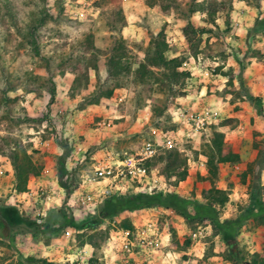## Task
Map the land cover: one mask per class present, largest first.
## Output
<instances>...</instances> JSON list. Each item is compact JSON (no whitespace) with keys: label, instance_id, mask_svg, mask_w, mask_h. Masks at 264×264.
<instances>
[{"label":"rangeland","instance_id":"obj_1","mask_svg":"<svg viewBox=\"0 0 264 264\" xmlns=\"http://www.w3.org/2000/svg\"><path fill=\"white\" fill-rule=\"evenodd\" d=\"M201 1L0 0V229L10 232L5 219L17 234L0 240V264H114L124 217L101 216L102 201L74 212L72 224L62 225L64 215L54 200L35 217L43 205L25 207L12 191L32 190L44 167L49 174L42 185L53 188L56 201L80 190V177L91 171L94 158L133 151L153 135L152 128L177 138L187 128L176 115L185 104L214 107L218 118L183 138L170 157L150 161L152 173L160 174V190L128 193H173L209 203L220 221L264 197V0H222L211 16L189 11L188 4L195 8ZM187 21L193 29L184 35ZM159 32L164 58L177 62L182 76L171 84L162 68L144 58L146 51L153 56ZM114 53L128 74L109 97L96 101L94 88L99 92V85L113 83L107 61ZM197 54L200 66L192 61ZM145 67L154 72L150 78L140 73ZM102 120L111 125H95ZM213 131L221 134L220 154L235 152L238 161L220 162ZM74 143L85 146L86 158L71 170L70 181L62 175V186L58 158ZM23 151L33 173L22 174L24 187L21 182L18 190L13 162L24 167ZM211 159L215 176L207 170L214 166ZM64 168H69L65 158ZM187 213L190 205L175 212L168 230L179 263L185 260L187 231L197 227L205 232L194 244L200 254L185 264H216L211 258L218 255L232 264H250L253 253L264 257V225L256 219H246L229 245L210 221L186 219Z\"/></svg>","mask_w":264,"mask_h":264},{"label":"built area","instance_id":"obj_2","mask_svg":"<svg viewBox=\"0 0 264 264\" xmlns=\"http://www.w3.org/2000/svg\"><path fill=\"white\" fill-rule=\"evenodd\" d=\"M82 12L78 13L81 17ZM192 61L197 65H202L203 59L197 54L192 57ZM186 63H182L184 66ZM201 97L198 95V98ZM121 98H118L120 101ZM184 105L176 113L178 117L187 123L185 131H181L178 137L174 135H165L155 128L150 130V137L143 139L142 142L131 152H124L121 156H100L94 158L91 164V171L81 175L78 183L80 190L73 192H64L60 200H55L53 188L43 186L41 182L43 177L49 174V169L44 167L40 172V181L32 190L28 189L23 192H16L13 189V195L21 198L26 206L34 207V203L43 205L34 211L35 217L43 215L47 205L52 207L53 200L62 208L66 218L71 219L74 212L84 211L89 206H95L103 199L126 194L129 191L143 189L160 190L158 180L160 174H154L149 167L150 160L166 155L172 149H178L177 145L184 138H190L206 128L210 123L216 122L218 111L214 107L204 105L197 107ZM90 113L94 112L93 108H88ZM146 112L144 118H148ZM95 125L107 128L111 125L110 121H96ZM86 158V148L81 143H74L70 148L66 162H69V168L66 169L64 178L68 177L70 181L71 170L77 165L84 162ZM1 172V170H0ZM58 188V187H57ZM16 206L18 204H15ZM52 205V206H51ZM144 209V210H143ZM141 217L138 222H131L130 226L117 228L118 243L113 254L114 264H168L166 256L169 235L168 231L171 225L170 218L175 214L171 208L149 206L142 208ZM106 220V219H105ZM66 234H68L66 232ZM189 238L188 256L197 257L200 254L197 247L194 246L196 241L205 237L204 227H197L194 230L187 231ZM84 251V249H81Z\"/></svg>","mask_w":264,"mask_h":264},{"label":"trees","instance_id":"obj_3","mask_svg":"<svg viewBox=\"0 0 264 264\" xmlns=\"http://www.w3.org/2000/svg\"><path fill=\"white\" fill-rule=\"evenodd\" d=\"M224 1L222 0H206V3H204V0L201 2H197L199 7H195L190 3L191 5L188 4L189 6V11H201L207 14L208 16L213 15L216 11H219L221 7L223 6ZM192 6V7H191ZM191 7V8H190ZM191 9V10H190ZM193 26L187 21L186 22V27L182 30L184 35H187L188 30H192ZM202 28H200L201 30ZM161 33H158V38L160 40H156V45L155 49L153 51V56L146 51L144 58L148 61H152L151 64H155L157 67L162 68L161 74L165 77V79L168 80L169 84L172 82H177V80L182 76L181 73L176 70V67L179 65L177 62L171 59H166L163 56V40L161 39ZM115 52V50H114ZM121 57L119 54H112L110 59L107 61V66H108V75L112 76V81L113 83L110 86L103 87L99 85V92H97V89L94 88V91H92V95L95 100L97 101L98 98H107L111 95L112 90L117 87L120 84V79L128 74V67L123 66L118 62V59ZM86 73V71H85ZM140 73H144V76L147 78H150V75H152V72L148 68H143ZM160 82L162 81L161 79L159 80ZM98 86V85H97ZM53 91V90H52ZM213 141L214 145L213 148L216 150L217 154H219V159L220 162H236L238 161V155L235 152H230L228 150V154L221 155L220 154V145H221V134L217 131H213ZM171 151H169L166 155V158L170 157ZM24 167H19L18 165L13 162L15 170V178L18 180L16 184V188L20 190V183L22 182V187H24V181H22V174L25 171H28L29 173H33L30 171V169H33L31 162L29 161V158L26 156L24 153ZM68 152L64 150L62 154L58 158V183L60 185L65 186V183L61 180L62 175L65 174L66 170L64 168V158L67 156ZM162 157V156H161ZM160 156L156 158H161ZM16 158V157H14ZM155 159V158H154ZM153 160V159H152ZM151 161V160H150ZM150 161L148 163H150ZM213 159L208 162V164L212 163L213 164ZM214 166H209L210 168H207L209 175L215 176L217 173V167L215 164ZM186 205L191 206L192 213L189 214L187 213L186 219H196V220H208L211 222L213 229L216 232H219L221 235L223 234L225 236V242L229 245H233V238L236 229L248 218H254L256 219L257 222L260 224L264 225V201L260 200L258 196L253 198L252 204L246 208L245 212H242V214H237L235 217L230 218V219H224L222 221L219 220L217 216V212L214 209V207L209 204V203H204V202H197L192 199H187L184 197H181L179 195L173 194V193H164L161 194L160 192H156L151 195H144L140 193H126L122 195H114L107 197L102 200L101 204V213L100 215H108L112 216L117 214V212H120L122 210H131V209H136V208H144V207H149V206H158V207H167L171 208L174 212H181L184 211L186 208ZM63 217L62 225L66 224H72V219L66 218L63 210L61 207ZM2 220V219H1ZM4 224L9 227L10 231H12L13 225L11 222H8L7 220L3 219ZM36 222L29 220V226L35 227L33 230H37V226L35 224ZM130 222L127 219H124L122 221V227H129ZM1 230V229H0ZM1 232V231H0ZM1 235V234H0ZM3 236V235H2ZM250 264H264V257L260 256L257 253H253L251 256Z\"/></svg>","mask_w":264,"mask_h":264},{"label":"crops","instance_id":"obj_4","mask_svg":"<svg viewBox=\"0 0 264 264\" xmlns=\"http://www.w3.org/2000/svg\"><path fill=\"white\" fill-rule=\"evenodd\" d=\"M236 24H237V23H236ZM203 88H205V85H204V86H203V85L201 86V88H200V90H199V93H201V90H202ZM254 91H255V90H251V89H249V92L252 93V95L255 94ZM261 95H262V93H261ZM191 97L194 98L195 96L192 94ZM206 99H207V98H206ZM132 192H139V191H137V190H132ZM261 200L264 201V197L261 198ZM142 208H143V207H142ZM142 208H136V209H131V210H122V211L119 212V214H116V215H117V216H120V217H124V219L129 220L130 223H131V222H138V220H139L140 217H141L140 213L143 211ZM4 228H7V226H5ZM186 229H187V228H186ZM0 231H1V232H0V234H1V235H0V240H1L2 242H4V241L9 242V240H12V236L17 235V234L14 233V232H15L14 230L10 231L8 234H7V231H5V232H3L2 230H0ZM16 233H17V232H16ZM14 234H15V235H14ZM2 235H3V236H2ZM173 249H174V245H173V243L170 242V241H168V247H167V249H166L168 255L166 256L167 260H165L166 262H168V264H181V263H184V264H185V262L190 261V256H188V254H189V251H188V249H189V245H188V244H186L185 246H183V248L181 249V251H182L181 253L184 255L185 260H184V261H181L180 263H179L177 260H174L175 258H177V256H176V253H174ZM199 249H200V248H198L197 251H199ZM209 259H210V257H209ZM211 259L217 260V261H216V264H232V263H230V262L224 260L223 257H222L221 255H218V256H216V257H213V256H212ZM158 264H159V263H158Z\"/></svg>","mask_w":264,"mask_h":264}]
</instances>
